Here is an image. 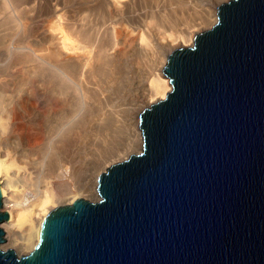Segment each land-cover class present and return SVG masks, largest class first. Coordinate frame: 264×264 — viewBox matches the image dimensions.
I'll list each match as a JSON object with an SVG mask.
<instances>
[{"label": "water", "instance_id": "95a60500", "mask_svg": "<svg viewBox=\"0 0 264 264\" xmlns=\"http://www.w3.org/2000/svg\"><path fill=\"white\" fill-rule=\"evenodd\" d=\"M172 90L140 116V153L57 206L27 255L0 264H264V0H229L176 49Z\"/></svg>", "mask_w": 264, "mask_h": 264}, {"label": "bare ground", "instance_id": "6f19581e", "mask_svg": "<svg viewBox=\"0 0 264 264\" xmlns=\"http://www.w3.org/2000/svg\"><path fill=\"white\" fill-rule=\"evenodd\" d=\"M66 1L49 3L58 10ZM167 1L169 9L147 23L154 33L131 35L113 22L107 42L89 26L97 5L91 0L68 9L64 19L50 20L48 32L41 36H25L38 29L33 14L14 16L25 0H0V7L11 13L15 35L0 36V73L16 75L23 69L26 74L14 94L0 92V184L9 213L1 224L7 239L4 247L18 253L34 250L53 205L72 203L85 192L98 198L94 184L88 187L85 180L87 151L104 149L102 161L113 159L124 150L114 139L123 128L131 133L127 149L144 144L139 115L146 109L145 101L164 99L172 88L171 80L163 76L167 58L192 45L201 26L211 28L217 22L215 10L223 0H209L193 11L187 0ZM104 3L110 12L122 14L130 0ZM204 10L207 13L200 17L198 11ZM120 44L125 50L118 48ZM129 47L138 51V57L152 60L148 80L139 74L132 79L128 73L118 76L116 55H125ZM9 48L12 53L5 57ZM98 178L99 174L96 182Z\"/></svg>", "mask_w": 264, "mask_h": 264}, {"label": "rangeland", "instance_id": "374dc122", "mask_svg": "<svg viewBox=\"0 0 264 264\" xmlns=\"http://www.w3.org/2000/svg\"><path fill=\"white\" fill-rule=\"evenodd\" d=\"M49 1L50 0H31V1L25 0V3L23 4L20 12H16V15H14L15 17L19 16V14L21 16L22 15L29 16L33 14L35 16V18L32 19V21L36 23L38 29L37 31L27 33L25 36H41L42 31L46 30L48 32V24L50 20H57L59 18L64 19L65 13L68 11V9L70 8L76 9L78 6H81L87 3V0H69V1H66L65 4L61 3L60 8L58 10H55V5H51ZM151 1L152 0H130V3L127 5L129 7L124 8L125 10L123 11L122 14H118V13L116 14L106 9L104 0H91V2L94 3V5L97 4L95 7L96 13L91 14L92 21L91 23H89V26L91 27V31H95L98 36H103L104 37L103 40L107 42H108L109 36H112L111 30L109 29V25L113 24V22L114 24L121 26L126 32L128 31V33L131 35L137 33L138 31L147 32V30L154 33L155 28L150 24L148 25L147 24L148 21H151V18L156 16L157 12L162 13L164 12V10H168L169 6H168L167 0H158V2H156L155 4H151ZM187 1H188L187 7L190 8L189 11H193V10H196V8L198 10H201L199 9V7L201 8V6L204 7V5H207L206 3L209 0H187ZM227 1L229 0H223L221 4ZM192 6H195V9ZM215 12H217L218 14V8L215 10ZM198 13L200 17H202L203 15L205 16L207 12L204 10L203 12L198 11ZM10 14L11 13L7 9L0 7V36L1 37L15 36L11 34V32L13 31V27H14L13 26L14 21ZM162 27L165 28L166 26L165 27L162 26ZM182 27H184V25ZM208 27L206 25L201 26V30L199 31V33L210 28ZM195 37L196 35H194V41H195ZM192 45H194V42ZM192 45H186V47L192 46ZM2 48L3 46L1 44L0 50ZM118 48L125 50V47L123 46V44H120ZM127 49L128 50L125 55H122V56L116 55V62L118 63V76L119 75L122 76V73L123 74L128 73L132 79L133 77L139 74L144 78L145 81L148 80L147 78L150 76L151 64H152V60L150 59V57L143 55V58L142 57L140 58L138 57V51H136V49H132L130 47ZM5 50L7 52L5 57H9L12 53V49L9 48ZM19 70L20 71H18L17 72L18 74L16 75H12L11 71H7L6 74L0 73L2 74L1 75L2 77H0V92L7 93V94L15 93L16 88L18 87L20 83V80L24 77V75H26L23 69H19ZM163 76L167 77L166 75H163ZM121 78L119 77V79ZM148 100L145 101L144 103L145 107L143 108V110L147 107H150L153 103H156L160 99L154 100L153 102L150 101L152 99H148ZM140 115H139V120H140ZM55 123H57V121ZM139 129L141 130L140 125H139ZM118 132L115 133V138H114L115 143L118 145L120 144L119 146L122 147L124 150H122L120 154L113 157V159L102 161L104 158H106V155H107V150H104V149L97 150L96 148H94L95 150L91 149L92 151L91 150L87 151L89 156L87 154L88 160L86 159L85 180L87 182L88 187H91L94 184L93 186L97 190L98 198H94L93 195H89L88 192H85L83 197L86 199H89L91 201H97L100 198L99 192H98L99 178L97 182L95 180L98 174L100 176L102 172L106 171L107 168L113 165L114 163L123 161L129 158L132 154H137L142 151L141 148H143V145H138V147L133 148L132 151L126 148L127 142L131 136V133L129 132L128 128H123L121 131H118ZM69 201L67 200V202L66 201L57 202L55 205H53L52 210H54L59 205L70 204L71 202ZM2 210L6 211L7 208L2 207ZM4 245H6V242L2 245V248L4 249L11 248L7 246L4 247ZM15 250H17V253H18V249H15ZM32 250L33 248H26L22 250L21 253H18V254L27 255Z\"/></svg>", "mask_w": 264, "mask_h": 264}]
</instances>
